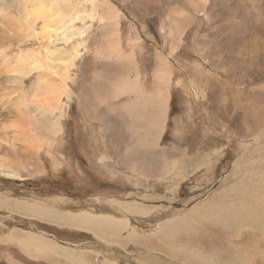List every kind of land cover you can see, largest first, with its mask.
<instances>
[{
	"label": "rangeland",
	"instance_id": "374dc122",
	"mask_svg": "<svg viewBox=\"0 0 264 264\" xmlns=\"http://www.w3.org/2000/svg\"><path fill=\"white\" fill-rule=\"evenodd\" d=\"M48 1H52L68 17H75V29L84 31L82 39H86L79 47L81 60L78 59L76 70H72L76 85H72L71 79H66L69 90L72 87L74 94L70 101L67 97L63 99L68 105L64 106L66 116L62 120L60 133L53 135L49 132L47 121L51 114L42 111L39 104V143L46 150L48 145L55 149L54 139H59V156L65 159H61L63 164L60 171L54 170L43 149L38 153V159L27 160L32 164L33 174L22 170L28 173L26 179L0 175V264H82L53 257L52 254L38 258L28 256L18 245L4 240V235L15 229L17 232L55 235L64 242L61 244L84 252L76 255H85L93 264H101L105 259L108 261L112 258L118 264H264V214L256 222L244 221L242 215L228 234L221 232L213 235L218 232L214 226L222 225L206 224L205 229L210 228L207 232L214 231L211 236L215 239L199 238L194 244L198 249L197 252L195 248V252L199 255L184 254L185 251L171 244V236H164L161 230V226L180 219L182 215L197 213L215 199L218 201L215 200L213 204L220 208L227 204V208H235L242 198L255 202L257 197L253 195L264 188V0ZM104 2H107V6ZM42 25L39 21L40 34ZM171 29L175 31L171 33ZM60 36L54 45L50 44V49H64L65 41ZM39 38L40 52L47 43ZM115 42L124 47L125 54H133L141 66L140 79L147 81L150 90L158 87L154 78L158 54L168 60L173 71L162 146H167L169 160L175 159L172 154L181 149L186 150V155L173 172H170L173 164L169 163L170 171L166 176L154 172L148 181L144 176L145 179L137 176L131 179L126 178L127 175L131 176L127 170L114 164L115 159L101 162L97 158L93 163L90 161L94 154L91 139L95 138V133L86 131L85 116L78 101L81 81L77 76L87 64L89 72L87 70L86 73L92 77L94 68L95 73L99 74L104 71V66H114L116 59H110L106 54L116 45ZM94 56L101 61L99 67L94 64ZM57 67L54 71L59 73ZM42 70L46 71L39 69V100L43 99L46 91L43 90L50 87L47 84L55 77L51 72ZM117 74L118 71L115 78ZM135 77V72H131L130 78ZM14 82L0 81V107L7 105L8 98L18 95H10L11 91L19 93L20 83L17 80ZM23 86L26 94H33V79L23 82ZM6 114L0 117V140L5 136L4 123L12 121ZM92 121L96 127L93 130L106 133L105 128L100 129L97 122ZM2 149L0 145V156ZM68 162H71L70 165ZM107 162H112L111 169L114 168L118 174L106 172L104 167L107 165L103 163ZM180 172L181 175L177 176ZM139 180L140 184L136 185ZM246 194L248 198L244 197ZM51 198L59 199L54 203L48 202ZM261 198L263 200L256 202L264 207V196ZM34 200L55 204L54 208H59L66 217L81 209L112 217L126 215L130 219V227L123 228L115 241L110 243L106 241V235L100 236L88 229L66 225L54 216H45L47 221L43 223L37 219V215L23 207L26 202L32 204ZM112 200L139 204L149 207L150 211L144 214L138 211L122 212L114 208L117 204L111 203ZM22 211L36 218L23 217L20 214ZM42 212L45 213V210ZM132 228L136 230L134 234L129 232ZM199 230L203 231L202 225ZM129 233L132 235L129 236ZM175 253H178V257L174 256ZM186 257L189 261L185 260Z\"/></svg>",
	"mask_w": 264,
	"mask_h": 264
},
{
	"label": "bare ground",
	"instance_id": "6f19581e",
	"mask_svg": "<svg viewBox=\"0 0 264 264\" xmlns=\"http://www.w3.org/2000/svg\"><path fill=\"white\" fill-rule=\"evenodd\" d=\"M105 4L107 6V2ZM65 14L66 13H63L59 8L53 5L52 1L48 0L0 1V81L1 83L2 81L6 83L10 80L13 82L17 80V83H20L18 88L19 93L13 91L10 93V95H13V93L18 95L8 98L7 105H2V108L0 107V117L7 113L6 115L9 114L10 120H12L11 122L4 123L3 130L5 136L0 140V145H2L3 148L0 156V175L2 176L11 179H26L28 173L31 172L30 174H33L31 170L32 164L30 165L27 160L30 158L38 159V153L44 149L43 144L39 143L41 139H39L38 136L39 104L42 105V111L50 112L51 114L47 121V129L49 132L54 135L55 133H60L63 129L62 120L66 116L64 106L67 107L68 105L63 99L67 97L70 101V97L72 99L74 94L72 87L69 90L67 80L71 79L72 85H76V77H72L74 75L72 70L73 72L76 70L77 62L81 60L80 56L82 55L79 47L82 42L86 40L82 39L84 31H77L75 29L76 27L73 23L75 17H72V14H70L71 17ZM39 21L43 23L40 30L41 34L39 33ZM175 27H177V25ZM179 28L182 30L181 27ZM180 29H176V31L181 32ZM172 30L174 29H171V33L175 31ZM181 34L183 33L181 32ZM60 35H62L61 39L65 41L64 49L57 50V47H55V49H50V44L54 45L58 41V37H61ZM39 36L47 43L44 48L45 50L43 49L44 51H40L43 52V54L39 52L41 49V47L39 48ZM115 43L116 45H114V47L108 46L111 47V51L107 49V51L110 52L106 54L109 55L108 57L110 59H116L114 66L105 63L108 66H104V71L99 74L95 73L94 70L96 69L94 66V70L92 68V77L86 73L88 70V64L86 63L87 66L85 70L77 76L81 81V94L80 100L78 101L79 107L85 116L83 120L86 131L87 133L89 131L95 133V138L91 139L94 145L90 146L94 154L91 156L90 161L93 163V160H97V158L101 162L108 159L113 161V159H115L113 161L114 164L118 168L127 170L128 174L131 176H126L123 172H119V174L122 173L126 178L131 177V179L133 176H137V178L146 177V179H144L148 181L147 179L152 177L154 172H159L161 174L160 176H166L170 171L169 163L170 165L173 164L172 170L170 171L173 172L179 164L182 163V157L186 155V150L181 149L176 154H172L170 151L171 154L175 156V159L169 160L167 156L169 151L165 148L167 146H162V139L166 132V122L168 119L171 98L170 82L173 78V71H171L169 67L170 64L167 62L168 60L166 61L163 56L158 54V64L154 72V78L156 82H158V87L155 90H150L147 81L145 79H143V81L140 79V75L142 74L140 71L141 66L139 67L138 62L135 61L133 54H125L123 51L124 47L122 48L119 42ZM173 50L174 49H172V51ZM41 62L44 65H42ZM49 62H56V64H51ZM112 62L113 60H111V64L113 65L114 63ZM46 63H48V65H46ZM94 64L97 67L101 64L98 56H94ZM56 66L59 67V73L54 71V69L56 70ZM40 68L51 72L55 77L47 84V86L50 85V87H46L47 89L45 88L43 90H46L45 94L43 93L45 95L44 97L42 96L43 99L39 100ZM117 71L119 74H117L115 78L114 75ZM112 72L115 74L113 75ZM131 72H135L136 74L134 79L130 78ZM43 76H45V74ZM31 79H33V86L31 88L33 94L29 95L25 92L23 82L25 83ZM14 83H16V81ZM5 110L8 111L3 112ZM93 119L97 122V126L99 125L100 129L105 128L104 130H106V133L103 131L99 133L97 132L98 130H93L96 128L93 125ZM9 133L12 135L10 136ZM54 140L56 141L55 149L51 147V145H48L47 150H44L47 152L54 170L60 171L63 164L61 159H65V157L59 156L61 141L59 139ZM48 141L49 139H47V143H49ZM70 163L68 165H70ZM103 164L110 168L104 167V169L106 168V172L110 171L113 175L118 174L113 170L114 168L111 169L112 162ZM38 169L39 171L41 170L39 166ZM22 170L28 173L25 171L22 172ZM181 173L182 172L178 173L177 176L179 174L181 175ZM246 181L247 180H245V182ZM253 182L252 180V183ZM139 184L140 180L136 182V185ZM248 184L249 183H246L247 186ZM259 185L261 186V183ZM255 186L257 187L258 185L256 184ZM247 188L249 189L250 187ZM255 190L257 191V188H255ZM253 196L257 197L256 201H259V199L263 200L261 197L264 196V188L259 189ZM244 197L248 198L249 196L246 194ZM232 198H234V196ZM51 199L49 200L53 201V203L58 200L56 198ZM242 199V202L239 204L241 206L238 205L235 208H227V203L225 207L220 208L218 205L213 204L218 201L215 199L216 201H211L210 204L203 209H197V213L182 215L181 218L179 217L180 219H174L172 220L173 222L171 221L172 223L170 222V224L161 226L162 234L166 237L171 236V244L185 251L186 253L184 254H198L195 252V248L197 249L194 245L196 241L201 237L211 241L210 237H213L211 233L214 231L207 232L210 228L205 229L206 224L222 225L223 228L216 225L214 226L218 232L213 235H217L221 232H227L228 234L232 230L231 226L240 219L242 215L244 221L256 222L259 220V217L264 214V207L259 204L260 202H254V200L251 199H245L247 200L245 201L244 198ZM122 202L117 200L111 201V203L117 204L114 208L122 212L138 211L144 214L143 212L148 213L150 211L149 207L145 208L142 205L138 206L139 204H125ZM230 202L232 201L230 200ZM54 205H47L45 202H37L36 200H34L32 204H30V202H26L24 206L21 204L25 210H29V212L37 215V219L42 217L43 219H39L41 221H47L45 216L50 217L51 215L58 218L57 221L65 222L66 225L82 228V230L88 229L94 232V234H101L100 236L106 235V241L110 243L115 241L122 230L130 227V219L126 215L123 217H112V215H98L90 210L81 209L78 212H72L70 216L66 217L59 208H54ZM135 205H137V207ZM42 210H45V213H43ZM29 212L23 213L22 211L20 214L26 217L24 216L25 213L28 214ZM32 216L33 215H30L29 217ZM32 218L36 217L33 216ZM201 225L203 231L199 230ZM15 230L4 235L5 237L3 235L1 236H3L4 240L7 242L15 243L24 253L34 258L43 255L48 257L52 254L54 255L53 257L65 258L71 262L78 261L82 264H93L92 260L88 259L85 255L83 257L82 255H76L84 252L66 246V248H63V246H61L62 244L60 245L56 241L45 237L46 233L44 235L39 232L29 231H21V233ZM131 230L132 231L129 232H133V234L136 231L133 228ZM130 235L132 234L129 233V236ZM196 251L198 252V249ZM178 252L180 254V251ZM177 255L178 253L174 256ZM188 259V257L185 258V260ZM101 264L118 263L115 261L113 262L112 258L108 261L105 259Z\"/></svg>",
	"mask_w": 264,
	"mask_h": 264
},
{
	"label": "crops",
	"instance_id": "0c3cea01",
	"mask_svg": "<svg viewBox=\"0 0 264 264\" xmlns=\"http://www.w3.org/2000/svg\"><path fill=\"white\" fill-rule=\"evenodd\" d=\"M39 202H43V201H39ZM48 202H51V201H48ZM47 205H51V203H46ZM26 217H29L27 214L25 215ZM50 217H52L53 218V216H50ZM39 219H43V218H41V217H39ZM43 223H45L46 221H42ZM45 237H48L50 240H53V241H56L57 243H59L60 245H61V243H64L63 241H61L60 239H58L55 235H50V234H46V236ZM6 241V240H5ZM7 242V241H6ZM61 242V243H60ZM61 246H63V248H66V247H68V246H66L65 247V245H61ZM23 252V251H22ZM24 253V252H23ZM26 254V253H25ZM28 256H30V255H28ZM57 257V256H56ZM65 259V258H64ZM66 260V259H65Z\"/></svg>",
	"mask_w": 264,
	"mask_h": 264
}]
</instances>
